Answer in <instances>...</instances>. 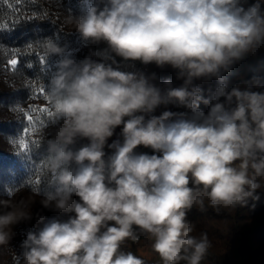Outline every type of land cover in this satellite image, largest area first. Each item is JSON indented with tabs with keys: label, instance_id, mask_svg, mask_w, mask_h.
<instances>
[{
	"label": "clouds",
	"instance_id": "9594fccd",
	"mask_svg": "<svg viewBox=\"0 0 264 264\" xmlns=\"http://www.w3.org/2000/svg\"><path fill=\"white\" fill-rule=\"evenodd\" d=\"M65 10V35L88 53L78 58L58 33L26 43L45 58L36 79L47 107L5 137L27 176L4 186L0 256L148 264L128 248L143 238L158 264H214L209 232L196 234L189 213L233 216L264 193V76L228 79L264 50V0H80L78 14ZM20 76L11 65L0 79L17 90ZM7 111L21 122L19 102ZM37 201L55 215L34 213ZM33 220L17 253L14 229Z\"/></svg>",
	"mask_w": 264,
	"mask_h": 264
},
{
	"label": "trees",
	"instance_id": "16d2710c",
	"mask_svg": "<svg viewBox=\"0 0 264 264\" xmlns=\"http://www.w3.org/2000/svg\"><path fill=\"white\" fill-rule=\"evenodd\" d=\"M251 2L253 0H249V3ZM62 3L61 0H0V45H3L0 47V78L9 71L11 65L8 61L12 58L18 59L17 71L21 73L17 81L20 89L17 90L5 87L0 79V105L4 106L3 110H0V198H7L4 193L5 184H18L27 176L24 162L8 150L9 146L5 137L15 136L18 130L29 126L26 114H29L31 109L47 107V102L39 91L42 85L36 79L45 58L37 46H28L26 43L58 33L62 43L66 42L71 48L77 50L75 55L78 58H83L88 53V48L82 45L77 33L65 35L68 29L64 28L62 23L63 15H66L65 8H71L74 13H79L80 0H62ZM97 47H103V45ZM29 64L32 67H29ZM147 71L157 72L161 79H172L174 85L181 83L175 80V74L171 69L161 71L153 65L149 66ZM254 75L264 76V50H261L256 57L249 56L233 68L228 74L230 86L238 83L242 78L249 79ZM212 84L214 85L215 81ZM202 86L207 89L209 84ZM17 102L24 110L20 113V123L15 121L14 115L7 111L8 105ZM201 107L207 111L204 105ZM170 109L183 110L172 106ZM162 110L158 109L156 114ZM30 114L35 117L40 112ZM32 139L35 137L32 136ZM31 186H26L21 196L27 198L28 188ZM36 211H42L47 217L55 215L42 209L38 201L33 206V212ZM188 218L196 221V234L200 230L209 232L214 245L211 250L214 264H264V193H261V199L256 203L254 210L241 208L233 216H229L217 215L212 210L200 213L193 209ZM34 223V220L31 223H21L14 229L17 234L11 245L17 253L20 251V242L25 238L24 230L34 231ZM128 248L143 257L148 264H158V258L152 252L150 243L143 238L139 244L129 243ZM0 264H11V255L5 253L0 256Z\"/></svg>",
	"mask_w": 264,
	"mask_h": 264
},
{
	"label": "snow or ice",
	"instance_id": "6c2138e0",
	"mask_svg": "<svg viewBox=\"0 0 264 264\" xmlns=\"http://www.w3.org/2000/svg\"><path fill=\"white\" fill-rule=\"evenodd\" d=\"M8 63L10 64V65H18V63H19V61H18V59H16V58H12V59H10L9 61H8ZM39 91L41 92V90L39 89ZM37 111H39V112H43V111H45V109L43 108V109H31L30 110V113L31 112H37ZM26 114L27 115V119H28V121H32V120H34V116L33 115H31V114ZM49 115H52V113L51 112H49L48 113Z\"/></svg>",
	"mask_w": 264,
	"mask_h": 264
}]
</instances>
